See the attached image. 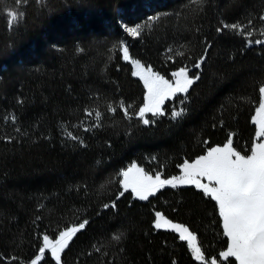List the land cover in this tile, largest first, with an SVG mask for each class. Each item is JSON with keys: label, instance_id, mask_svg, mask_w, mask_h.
Returning <instances> with one entry per match:
<instances>
[{"label": "trees", "instance_id": "trees-1", "mask_svg": "<svg viewBox=\"0 0 264 264\" xmlns=\"http://www.w3.org/2000/svg\"><path fill=\"white\" fill-rule=\"evenodd\" d=\"M9 10L23 13L15 26ZM261 17L264 0H0V264H24L44 235L85 221L61 264H236L219 257L227 238L203 190L167 186L140 200L120 173L136 163L176 175L230 136L250 154L264 85ZM137 24V37L124 29ZM122 41L165 77L181 67L199 77L165 100L164 115L147 113V125L136 115L145 88ZM157 211L196 235L205 261L154 227ZM38 264L56 262L46 252Z\"/></svg>", "mask_w": 264, "mask_h": 264}, {"label": "snow or ice", "instance_id": "snow-or-ice-1", "mask_svg": "<svg viewBox=\"0 0 264 264\" xmlns=\"http://www.w3.org/2000/svg\"><path fill=\"white\" fill-rule=\"evenodd\" d=\"M22 2L23 0H17V3ZM37 2H42V0H37ZM7 15L10 26H15L23 17V13L15 10H9ZM148 19L154 21L158 17L151 16ZM225 27L233 30L241 28L239 24L225 25ZM141 30L140 24L126 28L127 33L133 37L139 36ZM247 34L251 35V33ZM256 43L260 44L264 41L258 40ZM120 51L124 60L130 59L129 49L123 43L120 44ZM133 64L139 69L134 71L133 75L143 81L146 89L144 103L136 113L145 125L152 122L145 118V114L152 113L154 117L164 115L165 100L176 93H186L199 78L189 76V69L182 67L172 73L175 81L173 83L154 72L151 67L144 68L139 61H133ZM195 66L199 68L200 63ZM259 93L261 94L260 105L256 110L257 116L253 117L257 125L256 137L259 139L258 142L253 143L250 154L245 155L237 151L233 147L230 136L223 146L210 147L205 155L191 162L184 161L179 165L182 173L179 176L162 179L160 172H157L155 176L148 175L135 163L120 173L123 176L120 181L123 188L131 189L134 197L140 200H148L149 196L154 195L157 190L169 185L172 187L194 185L197 189L203 190L206 196H210L215 201L222 220L223 234L227 238V248L219 253V257L222 261L234 258L236 264H264V85L260 86ZM121 108L127 115V108L123 104ZM109 111L114 112L116 109L109 106ZM182 112L183 109L179 112L173 111L172 117L176 118L182 115ZM87 114L92 115L91 112ZM95 116L99 120L101 113L97 111ZM96 126L98 127L99 124ZM68 135L71 136V133ZM72 138L76 139V137ZM202 178L208 183H203ZM155 216L154 227L156 229L170 227L179 234L181 241L187 242L196 261H205L206 257L201 247L196 244V235L187 226L173 223L160 212H156ZM86 224L87 221L79 224L78 227H69L61 231L54 241L44 235L39 255L31 261V264H38L46 250H50L56 264H61V253ZM114 238L119 239L120 237ZM210 264H218L217 259H211Z\"/></svg>", "mask_w": 264, "mask_h": 264}, {"label": "rangeland", "instance_id": "rangeland-1", "mask_svg": "<svg viewBox=\"0 0 264 264\" xmlns=\"http://www.w3.org/2000/svg\"><path fill=\"white\" fill-rule=\"evenodd\" d=\"M128 27V25H124V29L126 30V28ZM122 43L125 45V46H127V43H126V41H122ZM128 61H130L131 63H132V73L134 72V71H137V70H139L134 64H133V61H138V60H135V59H132L131 57H130V59L128 60ZM140 62V61H139ZM140 64L141 65H143L141 62H140ZM144 66V68H148V66H145V65H143ZM182 68V67H181ZM180 68H178V69H176V70H174L173 72H175V71H177V70H179ZM154 72H156V71H154ZM172 72V73H173ZM158 73V72H157ZM172 73H171V75H170V77H165V79H168V80H170V81H172L173 83H175V81H174V79H173V77H172ZM160 74V73H159ZM161 75V74H160ZM163 76V75H162ZM136 77H138V76H136ZM139 78V77H138ZM140 79V78H139ZM141 80V79H140ZM142 81V80H141ZM142 83H143V81H142ZM143 85H144V83H143ZM145 88V87H144ZM145 92H146V89H145ZM176 94H178V93H176ZM144 96H145V94H144ZM171 97H173V96H171ZM171 97H169V98H171ZM168 99V98H167ZM143 105V104H142ZM257 116V111H256V114H255V117ZM145 118H146V114H145ZM257 126V125H256ZM258 139L259 138H255V141L254 142H258ZM224 145V144H223ZM223 145H219V146H223ZM215 147V146H214ZM207 152V151H206ZM134 164V163H133ZM133 164H131V165H133ZM131 165H129L128 167H126L124 170H127ZM135 165L138 167V168H141V169H143L141 166H139L138 164H136L135 163ZM144 170V169H143ZM122 172V171H121ZM145 173H147L146 171H144ZM148 175H152V174H149V173H147ZM182 173L180 172V173H178V174H176V175H171V176H168V177H163V176H161V178L162 179H168V178H170V177H173V176H179V175H181ZM156 175V174H155ZM155 175H152V176H155ZM123 179V176H121V180ZM202 182L203 183H208V181L206 180V179H203L202 178ZM170 186V185H169ZM177 186H182V185H177ZM165 187H167V186H165ZM122 188H123V186H122ZM124 189V188H123ZM125 190V189H124ZM131 190V189H130ZM157 212H160V211H157ZM161 214H162V212H160ZM163 215V214H162ZM164 216V215H163ZM166 219H168V220H170V221H172L173 223H177V224H181V223H179V222H176V221H173V220H171V219H169V218H167L166 216H164ZM155 219H156V216H155ZM155 221V220H154ZM71 227H74V226H71ZM69 228V227H68ZM67 228H65V229H63V230H61V231H64V230H66ZM160 229H164V230H171V231H173L170 227H167V226H165V227H162V228H160ZM60 231V232H61ZM59 232V233H60ZM175 232V231H174ZM59 233L55 236V237H50V236H48L51 240H55L58 236H59ZM177 233V232H176ZM178 234V233H177ZM179 235V234H178ZM196 244L198 245V243H197V241H196ZM43 246V239H42V245H41V247ZM199 246V245H198ZM46 252H48V253H50V255H51V252H50V250H46ZM37 255H39V250H38V252H37V254L32 258V259H30L29 261H27V262H25L24 264H31V261L33 260V259H35V257L37 256Z\"/></svg>", "mask_w": 264, "mask_h": 264}, {"label": "crops", "instance_id": "crops-1", "mask_svg": "<svg viewBox=\"0 0 264 264\" xmlns=\"http://www.w3.org/2000/svg\"><path fill=\"white\" fill-rule=\"evenodd\" d=\"M256 132H257V130H256ZM206 153H207V152H205V153H204V154H202V155H205ZM200 156H201V155H200ZM198 157H199V156H198ZM196 158H197V157H196ZM196 158H195V159H196ZM195 159H194V160H195ZM192 161H193V160H192ZM190 162H191V161H190Z\"/></svg>", "mask_w": 264, "mask_h": 264}]
</instances>
